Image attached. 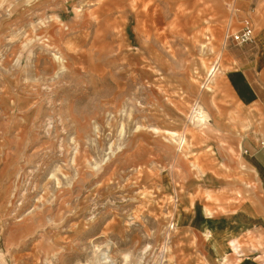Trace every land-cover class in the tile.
<instances>
[{"label":"rangeland","instance_id":"374dc122","mask_svg":"<svg viewBox=\"0 0 264 264\" xmlns=\"http://www.w3.org/2000/svg\"><path fill=\"white\" fill-rule=\"evenodd\" d=\"M257 62L264 0H0V261L222 264L210 227L252 202L238 143L264 135L228 82L257 93Z\"/></svg>","mask_w":264,"mask_h":264},{"label":"crops","instance_id":"0c3cea01","mask_svg":"<svg viewBox=\"0 0 264 264\" xmlns=\"http://www.w3.org/2000/svg\"><path fill=\"white\" fill-rule=\"evenodd\" d=\"M256 70H258V86L264 90V62L260 64L257 62ZM210 84L212 86L207 87V92L210 93V100L213 103L214 93L219 92L220 88L215 77ZM228 87L240 106L247 107L255 103L264 109V92L260 88L257 93L253 89L250 91L243 88L238 83L236 75L230 77ZM196 106L203 110L200 106ZM204 113L209 123V116L205 111ZM260 138H264V135H259L254 140L244 136L238 143L241 163L251 175L247 189L250 191L248 196L251 197L252 202L249 203L247 200L232 215L214 220L210 227L216 230L218 256L222 257V264H264V151L258 147ZM203 231L206 238L208 232L206 229ZM209 238L211 239V236Z\"/></svg>","mask_w":264,"mask_h":264},{"label":"built area","instance_id":"2783aa9c","mask_svg":"<svg viewBox=\"0 0 264 264\" xmlns=\"http://www.w3.org/2000/svg\"><path fill=\"white\" fill-rule=\"evenodd\" d=\"M230 30L231 28H228L224 34L223 47H226L228 44H233V46L242 47L254 43V24L250 17L246 16L242 18L239 22V28L235 32H230ZM218 70L219 61L216 60L207 73L206 82L207 80L214 78V75ZM194 108H196V105H194ZM258 147L259 149L264 151V138H260L258 140Z\"/></svg>","mask_w":264,"mask_h":264},{"label":"bare ground","instance_id":"6f19581e","mask_svg":"<svg viewBox=\"0 0 264 264\" xmlns=\"http://www.w3.org/2000/svg\"><path fill=\"white\" fill-rule=\"evenodd\" d=\"M197 119H199V120H197ZM191 122H193L192 124L199 126V125H202L204 123H207L208 117H206V114L204 113L203 110H201L199 107L196 106V108H193V111H192ZM168 134L171 137L178 136L176 133H173V132H168ZM180 139H181L180 140L181 143L185 142L183 139V136ZM206 239L207 240L210 239L208 235L206 236ZM106 247H108V246H106ZM96 248H98V247H96ZM147 250H148V248H145L144 252ZM211 250L214 253L217 252V249L214 245L211 246ZM95 251H96V249L94 250V253L92 255V260H88V262L86 264H113L111 261L112 259L110 258V256L107 255V253H105V252L99 253L101 250L99 252H95ZM129 258L130 257L127 254L122 255V260H121L122 262L121 263L122 264H129V260H130ZM140 263L141 262L139 261L137 264H140ZM0 264H5V263L0 261Z\"/></svg>","mask_w":264,"mask_h":264}]
</instances>
